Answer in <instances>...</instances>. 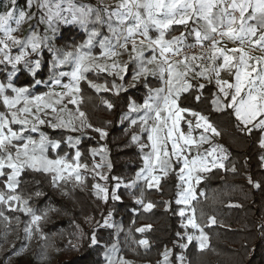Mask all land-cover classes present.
Returning a JSON list of instances; mask_svg holds the SVG:
<instances>
[{"label":"trees","instance_id":"1","mask_svg":"<svg viewBox=\"0 0 264 264\" xmlns=\"http://www.w3.org/2000/svg\"><path fill=\"white\" fill-rule=\"evenodd\" d=\"M18 2L23 3L24 0ZM37 17L30 20V25L23 24L19 27L14 33L16 37L23 40L32 30L40 32ZM27 26L31 28L28 30ZM191 27V24L187 26L188 29ZM185 31L184 25L174 24L167 31L166 38L179 36ZM151 35L155 37L156 33L152 32ZM55 36L50 42L51 47H62L66 51L82 46L85 38L81 32L77 33L71 27L61 25L57 26ZM186 44L194 45V37L188 36ZM19 50L18 45L13 46L11 54L17 55ZM119 51L122 52L123 49ZM95 52L96 50L93 53ZM98 52L100 49H97ZM152 54L147 51L145 57L150 58ZM156 54L158 55V51ZM121 57L123 59L124 53ZM38 58L41 60V68L35 77L26 70L13 77L14 86L29 88L31 95L48 92L52 85L53 54L48 47L43 46ZM208 63L204 62L205 65ZM135 66L134 61L128 59L127 70L122 74L123 81L114 73L101 71L96 67H91L84 73L85 79L78 85L80 91L75 93L77 104H65V114L68 116L65 121L71 120L76 131L70 128L53 129L48 121L38 127L28 118L31 123L26 127L31 129L32 124H35L37 131H26L25 136L39 140L43 133L49 140L60 141L58 148L48 146L45 153L47 157L55 160L62 156L66 161H73L76 151H79V163L88 167L79 168L70 176L63 173L65 179L57 180L56 183L52 182L53 173L30 169L21 173L16 194L21 196L22 201L26 200V206L42 219L38 222L39 231L33 226V235L28 237L24 229L31 223V214L9 210L7 205L0 204V211L9 218L6 221L0 217V264H107L104 245L110 247L113 243L117 246V251L112 254L113 260L123 258L126 264H166L163 257L166 249L172 250L167 264H179L176 257L180 254L186 258L184 264H264V161L261 159L264 157V149L259 147L261 133L254 130L248 135L242 131L232 109L215 110L213 100L218 88L214 79L209 83L205 79L193 78L192 73L188 74L187 79L193 88L180 94V107L206 116L220 134L203 133L202 129L195 128V118L184 114L180 128L185 134L189 131L186 120L191 119L193 138L199 141L202 133L209 137L208 142L187 148L186 154L190 159L198 153L204 156L215 147L217 155H226L227 159L223 161L225 168H212L211 171L197 173L201 179L199 184L193 185L196 199L189 206L178 205L176 200L182 187L178 174L182 163L177 162L171 151L167 158L170 161L168 175L159 174V188H148L143 179L136 178V174L143 169V152L149 150V130L142 131L139 122L131 124L133 113L128 114L127 106L130 101L142 104L148 88L163 85L157 75L147 76L148 87H145L144 78L134 81L133 72L138 70ZM180 67L182 69L183 66ZM65 69L62 66L57 71ZM10 70V65L7 69L0 65V82L8 83L6 77ZM233 77L227 71H222L220 76L230 82L234 81ZM35 80H42L44 83L36 85ZM90 82L107 84L109 88L113 83L124 84L126 90L120 91L119 95L115 94V90L97 91ZM69 83H72L70 77L61 78V85ZM198 84H204V89L196 87ZM6 94L13 95L10 89ZM196 96H200L199 101ZM104 101L112 103L114 107L108 109ZM77 107L85 113L83 118L79 117ZM0 113H8L1 100ZM125 114H128L127 118L122 119ZM63 118H66L65 115ZM81 120L85 126H81ZM87 124L92 127H87ZM12 127L19 131L21 126L17 124ZM95 128L103 129L107 135L101 139L99 133L94 131ZM133 135L138 136L139 140L133 141ZM77 139L78 144L75 143ZM142 145L145 147L142 148ZM208 159L210 161L212 157ZM94 163H101L106 171V179L93 173ZM233 167L235 172L231 170ZM8 171L5 169L6 173ZM77 174L81 177L80 181L75 179ZM249 177L253 183H249ZM4 179L5 177H0V191L7 192ZM256 182L260 184L259 188L254 186ZM97 183L109 189L107 202L95 194L94 185ZM117 184L119 187H116ZM113 192L121 199L113 200ZM137 200H143V204L137 203ZM148 203H152L153 207L146 210L145 205ZM17 206L13 203V208ZM182 209L185 211L183 218L178 214ZM193 209L196 222L208 237L203 250L195 239L186 250L174 243L178 240L177 232L187 231L189 234L199 235L198 230L191 227L185 230L181 227L182 222L186 223L187 218L193 215ZM105 218L114 227H98L96 222L102 224ZM210 218H214L215 223ZM149 225L150 228L147 227ZM139 228H144L145 231L138 232ZM93 230H96L101 239L99 248L90 245ZM140 240H147L148 245L139 244Z\"/></svg>","mask_w":264,"mask_h":264},{"label":"snow or ice","instance_id":"2","mask_svg":"<svg viewBox=\"0 0 264 264\" xmlns=\"http://www.w3.org/2000/svg\"><path fill=\"white\" fill-rule=\"evenodd\" d=\"M27 10L18 6V0H9L6 10L0 13V65H4L7 69L11 66V70L7 73L8 83L0 82V98L3 104L9 110L10 114L0 113V177H5L3 183L7 190L0 191V204L7 205L9 210L21 211L25 214H31V223L25 227L24 231L28 237L33 235V226L39 231L38 222L42 219L40 215L35 214L30 207H27V201L21 199L16 194L20 185L21 173L25 169L35 172L53 173L52 182L65 179L63 172H76L79 168L87 169L86 164H80L79 158L81 153L76 151L75 164L68 163L64 158L48 159L45 153L50 145L53 149L58 148L60 141H52L41 133L39 141L31 136H25L26 131H37L36 125L32 124L31 129L26 126L31 123L28 119H21L19 114L25 116L32 115L39 124L46 123L40 119L37 113L43 109H51L53 113H62L65 108H57L55 105L62 103L65 97H70L69 103L76 105L77 100L72 93L79 92V82L85 79L84 73L92 66L96 57H93L90 51H82L84 47H89L93 43V38L99 35L95 25H107L111 37H104L100 41V47L103 49L101 56L106 58H115L129 50L132 56L131 60L138 63V70L133 72L132 79L139 81L145 79V87L147 85L148 75H159L162 87L148 88V94L144 98L142 104L135 101L128 103V114L142 113L138 120L132 119L131 124L136 125L138 122L142 131H148L149 121H153L150 126L148 140L151 142L152 151L143 157L144 168L136 174L137 180L143 179L148 188L160 186L161 177L154 175L159 171L164 175H168L170 161L161 159V152L164 157H169L170 153L166 148V144L162 145L159 132L167 129L165 141H171V155L175 156L177 162L182 161L179 168L178 178L187 187L178 193L176 203L178 205H190L192 200L196 199L193 181L200 183L201 177L194 173L208 172L212 168H225L224 160L227 156L217 155V148H212L201 156L199 153L189 158L185 154L184 149H191L193 146L206 143L209 137L203 133H211L219 135V131L213 126L209 119L201 113L189 108L180 107L178 100L182 92H188L193 85L188 81L189 72L193 73V78L208 80L209 83L215 80L218 92L214 94L213 100L215 110L221 111L232 109L236 120L239 122L238 127L251 135L254 130L261 133L259 138V147L264 149V55H252V51L259 50L264 52V0H120L115 6H93L92 4L78 3L77 0H26ZM35 8L36 12L31 9ZM39 15L38 23L47 24L48 28L55 33L57 28L54 25L63 24H79L88 32V40L85 45L77 46L72 51H61L48 45V50L53 54L51 61V83L53 85H61V78L68 76L72 83L62 85L67 89L66 92L49 91L41 95H31L29 88L16 87L13 84V77L20 71L26 70L33 77L41 68V60L38 58L40 50L44 45L43 40L36 34L34 30L25 39L17 38L14 33L18 31L20 25L28 19L36 18ZM15 23L16 27H12ZM93 25L91 31L88 26ZM184 25L186 31L179 36L166 38L167 31L172 25ZM191 24L190 29L187 26ZM150 27H155L159 35L152 39L148 33ZM139 35L141 39L137 41L135 37ZM188 36L194 37L195 45H187ZM228 41L236 44V47L228 48L223 42ZM205 42H208L206 49L207 55L201 54H183L185 47H194L198 45L201 49H205ZM19 46V53L12 55L13 46ZM147 48L153 54L150 58L144 55V49ZM158 50V55L156 54ZM182 56L181 59H173V57ZM210 61L208 65L204 61ZM199 62V63H197ZM219 62V63H217ZM73 64L72 71H57L66 64ZM149 65L155 67L150 68ZM183 66L182 69L180 66ZM95 67L101 71H108V66L96 64ZM114 74L119 76L121 81L124 76L120 73L127 70V64L123 66L114 62L111 64ZM199 69V70H197ZM227 71L234 76V83L226 79H221V72ZM44 83L42 80H35V84ZM91 84V82H90ZM97 91L115 90V94L119 95L120 91L126 90L124 84L117 85L113 83L111 88L107 84L97 85L91 84ZM135 85H133L134 87ZM199 89H204V84L196 85ZM11 90L14 95H7V90ZM222 94V96H221ZM48 97V100L45 98ZM199 101L200 96L195 97ZM23 106L17 108V105ZM108 109H112L114 105L108 101H104ZM30 105L35 106V112ZM16 109V111H11ZM79 117L85 116L84 112L79 111ZM162 113H167L163 115ZM125 114L122 119L127 118ZM184 114L195 118V128L202 129L203 133L199 137V141L193 138V121L186 120L188 133L185 134L180 128V122L184 119ZM169 122H171L169 124ZM53 129L70 128L76 131V127L71 120H59V123H51ZM20 125L19 131L14 130L13 125ZM163 125V128L161 127ZM81 126H85L81 120ZM91 128V124H87ZM100 138L103 139L107 133L101 128H95ZM138 137L132 136V140L136 141ZM71 143V138H69ZM182 142V143H181ZM76 144L79 143L77 139ZM145 147L144 145L141 146ZM221 151L222 146H220ZM154 157V158H153ZM208 157H212L209 161ZM264 161V157L261 158ZM96 167H99L97 165ZM111 167V165H109ZM5 169L9 170L7 173ZM235 172V167L231 169ZM77 181L81 180L79 174L75 176ZM101 179L106 177L101 176ZM135 183V182H134ZM249 183H253L249 177ZM255 187L259 188L260 184L255 183ZM119 187V184L116 185ZM97 190L96 195L105 202L109 200V189L95 184ZM39 195V193H37ZM113 200H120L121 197L115 192L112 193ZM143 204V200L136 201ZM13 203L18 206L13 208ZM153 207L152 203L145 205L146 210ZM180 217H185V211H179ZM111 215V213H109ZM0 217L6 221L9 219L0 211ZM215 223L214 218H210ZM98 227L111 228L108 219H103V223L96 222ZM150 228L151 226H147ZM181 227L188 229L191 227L199 231V235L189 234L187 231L177 232L178 240L175 245L181 249H187L188 245L195 239L199 242V248L203 250L206 247L208 237L203 228L196 222L193 215L187 218L186 223L182 222ZM138 232L145 231L144 228L137 229ZM139 244L147 246V240H140ZM90 245L99 248L101 239L97 236L96 230H93L90 236ZM117 251L116 244L110 247L104 245V259L107 264H126L123 258L113 260V253ZM172 250L166 249L163 253L164 261L168 262ZM185 256L180 254L176 257L179 264H184Z\"/></svg>","mask_w":264,"mask_h":264},{"label":"rangeland","instance_id":"3","mask_svg":"<svg viewBox=\"0 0 264 264\" xmlns=\"http://www.w3.org/2000/svg\"><path fill=\"white\" fill-rule=\"evenodd\" d=\"M90 1H92V2H90ZM77 2L78 3H85V4H92L93 6H98V5H100V6H102V5H104V6H115L116 4H118L119 2H120V0H77ZM9 4V0H0V13H3L5 10H6V5H8ZM18 6H19V8H21V9H25V10H27V2H26V0H24V2L22 3V2H18ZM31 11L32 12H35L36 11V9L35 8H33V9H31ZM38 18H39V16L37 17V22H38ZM30 20L31 19H28V20H26L25 22H23L21 25H20V28H21V26L24 24V26H26V25H30L31 23H30ZM39 25L41 26V31L40 32H37L36 31V34L43 40V42H44V45H45V47H48V45H50L51 46V43L50 42H52V40H54L55 39V33L57 34V31L55 32V33H53L49 28H48V25L45 23V24H40L39 23ZM59 25H61V26H63V27H71V29L72 30H76L77 31V33H82L83 35H85V38H84V41H83V44L82 45H85V43H86V41L88 40V32L87 31H85V29L84 28H82L79 24H63V23H60V24H58V25H54L56 28H57V26H59ZM12 27H16V25H15V23H12ZM92 27H93V25H89L88 26V29H89V31H91V29H92ZM95 27H96V29L98 30V32H99V35L97 36V37H94L93 38V43H92V45L91 46H89V47H84V48H82L81 50L82 51H90L91 52V54H92V56L93 57H96V60L94 61V63H93V66H92V68L94 67L95 68V65L96 64H99V65H106V64H108V66H109V68H108V72L109 73H114V71L111 69V64L114 62V60H115V62H117V63H119L120 65H124V64H127V62H128V59H130V56H132V55H134V54H132L131 53V51H130V48H131V45H129V50H128V52H124V50L122 51L123 53H124V57H123V59H122V57H121V55L120 56H117V57H115V58H106V57H102L101 56V53H102V51H103V49L100 47V41L101 40H103L104 39V37H109V38H112L111 37V33H109V31H108V28H107V25H104V26H100V25H95ZM31 27L30 26H27V29L29 30ZM152 32H154V33H156V35H155V37H152ZM73 33H74V31H73ZM15 36H17L16 34H14ZM148 35L152 38V39H155V38H157L158 37V35H159V32H158V30L155 28V27H150V29H149V33H148ZM58 36V35H57ZM3 37V34L2 33H0V38H2ZM135 39L137 40V41H139L140 39H141V37L139 36V35H137L136 37H135ZM224 45H226L224 42H223V45L222 46H224ZM227 47H228V45H226ZM229 48V47H228ZM59 49L60 50H62V51H66V50H64V48H62V47H59ZM97 49L99 50L100 49V52H98L97 53ZM96 50V52L95 53H93L94 51ZM118 50H120V49H118ZM147 51H150V50H148L147 48H145L144 49V55H145V53L147 52ZM263 53V55H264V52H262ZM255 55H257L258 56V54H255ZM132 61H134V60H132ZM134 63H135V68L136 69H138V63L136 62V61H134ZM199 63V62H198ZM211 62H209L208 64H210ZM217 63H219V62H217ZM207 64V65H208ZM73 67H74V65L73 64H71V63H69V64H66V65H64L63 66V68H66L64 71L65 72H70V71H72V69H73ZM149 67L150 68H152V67H155L154 65H149ZM93 68V69H94ZM96 69H99V68H97L96 67ZM100 70V69H99ZM124 72H122V73H120V75H122ZM192 72H189V74H191ZM193 74V73H192ZM116 77H119V76H117V75H115ZM157 76H159V75H157ZM50 87V89L48 90V92L49 91H55V92H66L67 91V89H65V88H63L62 87V85H50L49 86ZM76 92H74V93H72V96L73 97H76V94H75ZM13 95H14V93H13ZM39 95H41V94H39ZM49 98L48 97H46L45 98V100H48ZM69 99H70V97H65L64 98V102H63V104L60 106V104L59 105H55L57 108H64V106H65V104H67V102L69 101ZM1 100V102H2V104H3V99L1 98L0 99ZM4 105V104H3ZM23 106V101H21V104H19V105H17V108H19V107H22ZM30 107H32L33 108V112H35V106H32V105H30ZM4 108H5V110H7V114H10L9 113V110L6 108V106L4 105ZM11 111H16V109H12ZM67 111V109L65 108V111L64 112H62V113H53L52 111H51V109L49 108V109H43V107H42V111L41 112H39V113H37V115L40 117V119H43V120H45V121H51V123H56V122H58L60 119H63V120H67V118H68V116L65 114V112ZM140 114H142V113H133L132 114V117H131V120L132 119H137L138 120V117H139V115ZM64 115H65V119L63 118L64 117ZM163 115H167V113H162V116ZM19 116H20V118L21 119H25V118H29L30 120H33V122L34 123H36L37 125H38V127L40 126V125H43V124H39L38 123V121L37 120H35L34 119V117L32 116V115H28V116H25L24 114H19ZM153 123V121H149V131H150V126H151V124ZM171 122H169V124H170ZM161 127L163 128V125H161ZM166 132H167V129H163L162 131H160L159 132V137H160V141H161V143H162V145H164V144H166V148H167V150H168V152L169 151H171V141H165V137H166ZM138 137V136H137ZM139 140V137H138V139L136 140V141H138ZM37 141H39V140H37ZM182 143V142H181ZM53 149V148H52ZM152 151V149H151V142L149 141V150L148 151H144L143 153V155L144 156H146V155H148L150 152ZM184 151H185V154H186V151H187V148H185L184 149ZM46 155V154H45ZM47 156V155H46ZM143 156V157H144ZM48 159H50L49 157H47ZM59 158H64V157H62V156H59L57 159H59ZM154 158V157H153ZM168 157H164L163 156V154H162V152H161V159L163 160V159H167ZM68 163H71V164H75L77 161L75 160V157L73 158V161H67ZM181 163H182V161H181ZM97 165H99V167H96ZM142 165H143V168H144V166H145V164H144V159H143V162H142ZM93 173L95 174V175H97L98 177H101V176H103V177H105V175H106V171H105V169H104V167L101 165V163H98V164H96V163H94L93 165ZM64 174H67L68 176H70L69 175V171L68 170H65L64 172H63ZM72 174H73V172H72ZM159 174H162L160 171H159V169H157V171L154 173V175H158L159 176ZM197 173H194V175H196ZM194 181H193V185H194ZM146 185H147V183H146ZM181 189H180V191L179 192H182L183 190H184V188H186L187 187V185L186 184H183V182H181ZM97 191V190H96ZM96 191H95V194H96ZM184 206H186V205H184ZM189 206V205H188Z\"/></svg>","mask_w":264,"mask_h":264},{"label":"built area","instance_id":"4","mask_svg":"<svg viewBox=\"0 0 264 264\" xmlns=\"http://www.w3.org/2000/svg\"><path fill=\"white\" fill-rule=\"evenodd\" d=\"M224 43H225L226 45H228L229 48H232V47H236V46H237L236 44H234V43L228 41L227 39H225ZM194 45H195V44H194ZM207 47H208V42H205V49H201L198 45H196V46H194V47H185V48H184V52L182 53V55H183V54H188V55H191V54H198V55H199V54H201L202 52H203L205 55H207V54H208L207 51H206ZM157 51H158V50H157ZM251 54H252V55H255V54L263 55V53H262L261 51H259V50L252 51ZM181 58H182V56L173 57V59H181ZM204 62H210V61H207V60H206V61H204Z\"/></svg>","mask_w":264,"mask_h":264},{"label":"crops","instance_id":"5","mask_svg":"<svg viewBox=\"0 0 264 264\" xmlns=\"http://www.w3.org/2000/svg\"><path fill=\"white\" fill-rule=\"evenodd\" d=\"M234 78V77H233ZM233 83H234V81H233Z\"/></svg>","mask_w":264,"mask_h":264}]
</instances>
